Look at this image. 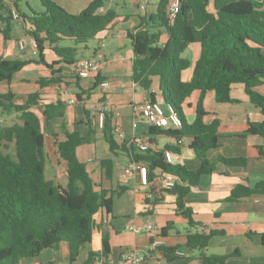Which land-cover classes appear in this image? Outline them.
<instances>
[{
	"label": "trees",
	"instance_id": "obj_1",
	"mask_svg": "<svg viewBox=\"0 0 264 264\" xmlns=\"http://www.w3.org/2000/svg\"><path fill=\"white\" fill-rule=\"evenodd\" d=\"M39 1L44 10L36 12L29 6L30 15H27L21 9V0H0V38L5 43L10 42L14 23L21 24L29 39L35 42L33 47L38 54L37 59L0 58V86L11 84L16 74L32 64L42 65L50 73L37 80L38 90L28 95L23 104L14 102L15 95L11 91L0 90V110L15 114L8 125L0 120V264H23L25 259L37 258L43 251L55 249L62 243L68 244L69 262L74 264L82 249L92 243L96 215L102 212L106 218H114L115 199L126 190L119 187L109 192L100 188L77 156V149L89 143V138L95 134L89 108L84 109L87 133L63 129L64 139L57 143L56 156L67 164V185H56L46 178L43 124L63 119L66 105L60 99L46 104L42 117L35 108L40 106L45 90L54 85L70 86L61 72L73 68L76 73L79 50L95 41L119 17L115 9L104 10L112 0H90L78 15L67 12L53 0ZM170 3L171 0H156L146 12L139 7L137 14L141 23L133 31L129 30L127 37L134 54L133 80L150 94L151 102H158L151 92L153 80L158 78L163 107L166 112L172 109L181 119L180 127H150V131L172 137L176 143L159 151L142 152L135 148V141L128 148L119 140L113 124L114 113L105 111L104 126L98 128L114 157L103 159L101 167L106 179L111 180L115 157L128 153L132 162L147 165L151 177L156 173L176 177V186L166 192L176 196L177 213L188 222L190 231L185 247L205 264H229V258L239 253L208 255L211 240L222 236L223 232L207 230L197 223L185 200L191 188L199 185L201 177L215 172L219 164L228 168L247 166L245 158L219 156L211 160L209 153L219 148V121L205 122L209 113L204 101L212 93L219 103L235 102L231 89L234 85H243L250 102L264 115V95L255 90L264 85V0H179V12L173 18L168 12ZM13 8L19 19H14ZM163 37L166 38L164 44L161 43ZM192 45H199L200 57L191 79L185 81L183 74L190 69L191 62L183 54ZM73 79L78 80L76 86L79 87L80 78ZM102 82L100 75L96 76L93 89L83 94L90 95ZM195 92H199V99L195 119L189 123L186 102ZM77 98L83 101L82 94ZM94 118L97 121V114ZM247 134L264 138V121L249 123ZM185 142L200 163L196 170L174 159L172 163L165 161V151H170L173 157L180 155ZM10 146L14 148V155L5 152ZM261 195H264V180L254 186L237 185L228 201ZM168 230L164 228L161 236L165 237ZM260 237L264 244V234ZM178 249L161 246L152 248V252H160L171 264L188 260L177 254ZM111 254L110 235L106 233L101 251H91L85 264H110Z\"/></svg>",
	"mask_w": 264,
	"mask_h": 264
},
{
	"label": "crops",
	"instance_id": "obj_2",
	"mask_svg": "<svg viewBox=\"0 0 264 264\" xmlns=\"http://www.w3.org/2000/svg\"><path fill=\"white\" fill-rule=\"evenodd\" d=\"M132 1L136 10L135 14H118L119 18L115 23L107 31L101 33L94 44L89 43L86 48L79 50L77 55L78 61H81L91 58L101 50L105 59L98 75L103 81H108L111 84V91L104 95L97 88L90 92V95L83 94V91L93 89L95 77L80 79L78 87L76 86L78 80L73 79V77H77L76 73H73V68H67L61 72V76L70 83V86L54 85L45 90L40 106L35 108L36 113L38 109L43 113V107L46 104L56 103L59 99L66 105V115L63 119L58 118L43 124L47 131L45 133L46 178L56 185L64 187L67 185V181L64 184L65 178H67V164L56 156L57 143L64 139L63 129L68 132L79 130L85 135L88 127L84 109L91 104H94L97 110L103 107L106 111L114 113L113 124L120 127L119 140L123 141L128 148L135 141L137 150L140 142H152L160 150L176 143L172 137L152 133L150 126L139 116V107L151 99L150 94L133 80L134 54L127 35L129 30L133 31L140 25L138 8L147 0ZM148 2L154 3L156 0H148ZM116 5L119 6L115 0H112L104 10L114 9ZM123 7H127V5L124 4ZM19 26L22 25L19 24ZM22 28L24 29V26ZM20 40L17 44H11L10 41L8 45L0 40V58L7 60L33 59V56H28L27 51L30 50L29 53L32 55L35 52L34 47L29 44L22 52L19 48ZM165 40L166 38L163 37L161 43L164 44ZM190 50H194L195 57L199 49L196 50V47L192 45L186 52ZM48 60L53 59L49 58ZM59 68L56 67V69ZM49 74V70L44 66L32 64L16 74L11 84L1 85L0 90L3 93L11 91L15 95L14 102L23 104L28 99V95L38 90L37 80L48 77ZM191 77L192 73L189 72L183 79L189 81ZM159 87V79L155 78L151 92L155 94L158 102L164 104ZM255 90L264 95V85ZM78 94H82V102L78 101ZM231 97L235 102L219 103L215 100L214 94L210 93L204 101L205 109L209 113L205 122L219 121V148L210 152L209 156L211 160H215L219 156L245 158L247 166L245 168H228L219 164L215 172L202 176L199 185L191 188L185 202L193 210L194 220L197 223L203 224L207 230L223 232L222 236H216L211 240L207 249L208 255L226 256L238 252L239 255L229 258V264H264V244L260 237L264 234V195L237 202L228 201L232 190L237 185L254 186L264 180V138L247 134L249 123L264 121V115L250 102L243 85H234L231 89ZM198 99L199 92H195L186 102L189 123L195 119ZM70 100L76 102L71 104ZM96 114V110L91 113L95 134L89 138V143L77 149V156L86 164L89 174L100 188L109 192L119 187H124L126 190L115 199L114 218L108 219L102 212L96 215L92 243L85 246V253L82 250L74 264H85L91 251L100 252L102 238L106 233L110 235L112 247L110 264H122V256L128 251L141 253L145 257L144 264L167 262L160 252H152V242L158 239L162 241L164 247L179 248L177 250L179 256L188 259L186 261L178 260L172 264H205L195 252H191L185 247L190 228L187 220L177 213L176 196L163 191L161 195L147 199L150 188L141 185L138 175L127 181L124 180L122 170L131 162L128 153H120L115 157L114 176L111 180L106 179L101 161L113 158L114 155L110 152L102 132L99 131L96 118H94ZM99 142L106 144L102 147L108 150L109 154L99 156L97 153ZM187 145L188 143L185 142L181 154H175L173 159L191 170H196L200 163ZM90 149L95 150L93 156L90 155ZM150 204H154L152 212L148 209ZM148 223H151L154 229L146 230L145 227ZM132 227L139 229V232L133 231ZM164 228H169V230L166 231V236L162 237L161 232ZM95 238L96 243H94ZM63 244L66 243L60 244L55 249L43 251L37 258L25 259L23 264H70L69 246ZM44 252L47 255L42 258Z\"/></svg>",
	"mask_w": 264,
	"mask_h": 264
},
{
	"label": "built area",
	"instance_id": "obj_3",
	"mask_svg": "<svg viewBox=\"0 0 264 264\" xmlns=\"http://www.w3.org/2000/svg\"><path fill=\"white\" fill-rule=\"evenodd\" d=\"M148 1V0H147ZM179 0H171V3L168 7V12L171 18L175 17V15L179 12ZM140 10L142 12H146L147 4L144 3L140 5ZM13 17L14 19H19V15L17 11L13 8ZM34 46L35 42L32 39H29L28 43L24 40L19 41V48L23 52L27 48L28 45ZM104 46V43H102ZM104 54L99 50L95 53L94 56L88 59H83L79 61L76 66V74L80 79H89L92 77L98 76L101 71L104 62ZM111 84L108 81H103L100 83L98 89L104 95L108 94L111 91ZM71 104H74L75 100L69 101ZM91 111H97V125L100 129L103 128L105 122V109L103 107L97 110L94 104L88 106ZM139 116L143 119V121L148 124L150 127L158 128V129H166L167 127H180L181 119L180 117L172 111V109L168 108V112H166L163 105L159 102H151L147 101L143 105H141L138 109ZM115 129L117 133H120L119 125H115ZM120 137V135H119ZM139 149L142 152L147 151H159L154 144L150 142H140ZM164 158L166 163L173 162V154L170 151L164 152ZM123 178L125 181L128 179L138 175L140 179V183L143 187L150 188L147 193V199H151L154 196H159L163 191L173 189L177 184V178L170 174H159L156 173L152 178L150 177V172L147 165L143 162H130L123 170H122ZM149 211L154 210V204H150ZM135 232H139V229L132 227L131 228ZM146 230L154 229V226L151 223H148L145 227ZM164 246L161 240H155L152 243V248L156 249L158 247ZM179 255V253H177ZM145 257L141 253H137L136 251H128L125 252L122 256V264H144ZM155 264H170L169 262H156Z\"/></svg>",
	"mask_w": 264,
	"mask_h": 264
},
{
	"label": "rangeland",
	"instance_id": "obj_4",
	"mask_svg": "<svg viewBox=\"0 0 264 264\" xmlns=\"http://www.w3.org/2000/svg\"><path fill=\"white\" fill-rule=\"evenodd\" d=\"M57 5H59L60 7H62L64 10H66L67 12L71 13V14H74V15H78L80 14L89 4V0H79V1H73V0H53ZM116 1V4H119V6H115L114 9L115 11L118 13V14H135L136 13V10L134 8V4H133V1L132 0H115ZM135 1H139V0H135ZM145 3H149L147 5L148 8H151V3L153 2H148V1H145ZM127 5V7H123V5ZM20 6H21V9L22 11H24L27 15H30V11H29V6L32 7V9H34L36 12H42L44 10L43 6L41 5L40 1L39 0H21L20 2ZM29 36L24 32L22 26H19V24L17 23H14V30L12 32V40H11V44H17L18 40L20 39H24V41H26L28 43L29 41ZM0 40H3V38L1 37ZM4 42V40H3ZM5 43V42H4ZM91 44H94V41L90 42ZM5 44H9V42H6ZM69 45V44H68ZM196 47V50H197V54L195 55L194 57V50L193 51H188V52H185L183 54V57L188 59L190 62H191V67L189 70H187L185 73H184V76L183 78H185L187 76V74L190 72L192 73L193 71V67L195 65V62L199 59L200 57V48H199V45H193ZM35 51V50H34ZM30 50L27 51L28 53V56H33V59H37L38 58V54L37 52L35 51L32 55L29 53ZM37 114L42 117V111H40L38 109L37 111ZM14 114H6L4 113L2 110H0V120L2 121V123L4 125H8L10 124V122L12 121V119L14 118ZM46 130H47V127H46ZM47 132V131H46ZM102 145H106V144H102V143H98V150H97V153L99 154V156H105L106 153L109 154V151L108 150H105L104 147H102ZM107 151V152H106ZM6 153H9L11 155H14V148L13 146H10L9 149H6L5 150ZM90 152V155L93 156L94 155V152L95 150L93 149H90L89 150ZM122 156V154H121ZM67 178H65V181H64V184H66V180ZM96 238L94 239V243H96ZM63 245H66V244H63ZM95 246V244H94ZM86 248L84 247L82 250L83 253H85V250ZM49 253V252H48ZM42 258H44L47 254L46 252H44L42 254Z\"/></svg>",
	"mask_w": 264,
	"mask_h": 264
}]
</instances>
